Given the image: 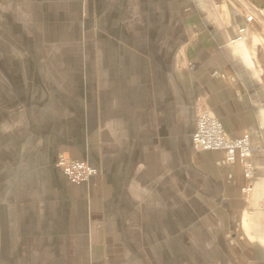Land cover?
I'll use <instances>...</instances> for the list:
<instances>
[{"label":"crops","instance_id":"0c3cea01","mask_svg":"<svg viewBox=\"0 0 264 264\" xmlns=\"http://www.w3.org/2000/svg\"><path fill=\"white\" fill-rule=\"evenodd\" d=\"M17 1L19 7L23 1L25 17L31 16L29 11L34 14V2L50 12L51 0H0V25L13 24L15 10L10 7ZM121 1L118 8L123 7L127 16L133 5L147 0ZM153 5L150 20L157 6L170 19L163 28L148 27L149 32L159 29L154 58L104 59L99 49H114V43L100 45L96 39L90 104L62 134L56 154L69 152L88 161L100 176L89 184L74 185L54 167L61 182L55 184L54 193L61 200L52 198L50 207L33 208L34 218L27 224L35 234L19 233L14 222L9 232L0 233L15 264L19 258L20 264H111L121 253L129 258L125 242L150 236L165 240L164 250L176 257L180 234H165L159 228L148 236L130 226L132 222L139 227L162 225L163 209L176 208L179 194L192 202L195 192L207 198L213 212L209 223L219 226L225 264H264V13L246 0H156ZM141 27L124 25L129 35L145 34ZM135 35L129 47L148 49V37ZM105 60L119 67H102L108 65ZM10 79L26 80L13 73ZM0 80L1 90L9 89L7 79ZM200 113L220 121L229 139L250 140L254 177L246 176L241 160L228 161L223 152L195 150ZM148 187L152 196L143 199ZM162 193H169V198ZM136 199L142 212L134 222L129 210ZM192 242L194 249V238ZM154 253L161 262L163 252L154 249Z\"/></svg>","mask_w":264,"mask_h":264},{"label":"rangeland","instance_id":"374dc122","mask_svg":"<svg viewBox=\"0 0 264 264\" xmlns=\"http://www.w3.org/2000/svg\"><path fill=\"white\" fill-rule=\"evenodd\" d=\"M120 2L122 1L119 0L114 5L112 0H51L50 12L46 9L43 12L42 6H36L38 3L34 2V14L29 11L31 16L25 17L22 13L23 1L20 7L17 1L10 7L17 11L12 13L15 17L11 18L14 20L13 24L10 27L7 23L0 25V78L5 77V84L9 86V89L4 90L0 87L1 234L9 232L12 222L19 233L35 234L27 224L34 218L31 216L34 214L33 208L50 207L47 204L52 198L53 201L61 200L54 193L55 184L61 185L58 180L60 172L54 167L58 166L66 176L65 169L60 166L62 160L81 162L96 171L88 180L78 184L71 182L66 176L74 185L89 184L100 176L99 170L88 161L78 160L69 152H60L58 156L56 154V146L60 143L62 134L71 130L75 118L85 114V105L90 104L96 39L100 45L114 43V49H99V55L104 59L105 56L154 58L158 51L154 41L159 38V29L149 32L148 27L155 24L161 28L170 25L166 12H162L158 6L155 10L156 16L153 11V18L150 20V7L156 0L133 5L130 9L131 15L127 11V16H123V7L118 8ZM17 13L23 16H18ZM2 18L8 19L6 16ZM125 23L132 29L139 25L144 27L145 34L137 32L129 35L125 32ZM134 34L136 38L141 35L142 39L144 35L148 37L145 44L148 49L137 50L129 47V41L135 40ZM123 45L128 48L122 49ZM105 63L108 65L102 67L107 69L119 67L114 61L105 60ZM11 73L26 80L13 83L10 79ZM43 74L45 77L42 78ZM2 82L0 80V86L4 84ZM250 147L252 151L251 142ZM195 150L200 151L196 147ZM251 158L252 155L245 159L237 154L236 159L230 160L226 156L228 161H243L244 169L246 162L251 165L254 172L252 176L245 172L248 178L254 177L256 173ZM150 189L148 187V193L141 194L143 199L152 196ZM248 193L249 190L245 189L244 194L247 196ZM179 195L182 198L175 202L176 208L163 209L162 225L139 227L132 222L130 226L133 230L147 233L148 236L159 228L165 234H180L178 256L171 257L164 250L162 243L165 240L154 241L150 236L144 238L145 240L125 242L128 248L130 246L127 250L130 252L128 257L131 262L128 264H225V243L220 239L219 226L209 223L213 212L208 207L207 198L202 192H195L194 200L190 202L185 194ZM162 197L168 199L169 193H162ZM140 202L136 199L134 208L129 210L132 214L131 221H138L139 212H142L139 208ZM187 217L190 219L188 225ZM187 232L190 233L189 236ZM186 236L190 237L189 240ZM192 237L194 249L191 248ZM4 247V242L0 241V264H15ZM154 249L163 252L161 262ZM129 258L121 253L114 258L113 263L127 264ZM171 260L174 262L171 263ZM20 261L19 258V264Z\"/></svg>","mask_w":264,"mask_h":264},{"label":"built area","instance_id":"2783aa9c","mask_svg":"<svg viewBox=\"0 0 264 264\" xmlns=\"http://www.w3.org/2000/svg\"><path fill=\"white\" fill-rule=\"evenodd\" d=\"M248 20L252 21L253 17ZM194 145L200 151H222L230 160L236 159L237 154L245 159H249L252 155L247 137L239 140L228 139L223 124L208 113H200L197 117ZM60 166L65 169L66 176L75 184L88 180L96 172L81 162L62 160ZM245 172L249 174L248 176H252L254 172L247 162Z\"/></svg>","mask_w":264,"mask_h":264},{"label":"water","instance_id":"95a60500","mask_svg":"<svg viewBox=\"0 0 264 264\" xmlns=\"http://www.w3.org/2000/svg\"><path fill=\"white\" fill-rule=\"evenodd\" d=\"M256 10L264 13V0H246Z\"/></svg>","mask_w":264,"mask_h":264}]
</instances>
